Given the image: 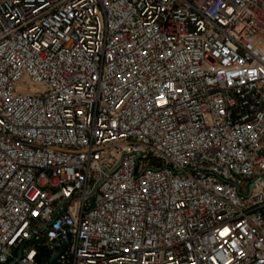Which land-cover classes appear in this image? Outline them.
<instances>
[{"label":"built area","instance_id":"1","mask_svg":"<svg viewBox=\"0 0 264 264\" xmlns=\"http://www.w3.org/2000/svg\"><path fill=\"white\" fill-rule=\"evenodd\" d=\"M62 242L264 264V0H0V264Z\"/></svg>","mask_w":264,"mask_h":264},{"label":"water","instance_id":"2","mask_svg":"<svg viewBox=\"0 0 264 264\" xmlns=\"http://www.w3.org/2000/svg\"><path fill=\"white\" fill-rule=\"evenodd\" d=\"M97 185L94 186V189L96 188ZM249 188H251V185L249 186ZM93 189V190H94ZM68 242H62L60 247L57 249V251L55 253L52 254V256L50 257V259L48 260L47 264H57V257L59 256V254L64 250L66 244ZM19 257V255L17 256V258ZM14 261L9 262L8 264H13Z\"/></svg>","mask_w":264,"mask_h":264}]
</instances>
